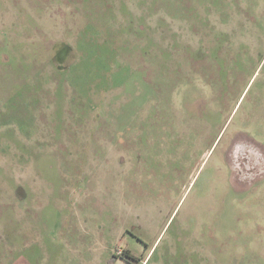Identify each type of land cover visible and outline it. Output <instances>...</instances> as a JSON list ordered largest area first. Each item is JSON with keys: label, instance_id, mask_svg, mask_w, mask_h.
<instances>
[{"label": "rangeland", "instance_id": "obj_1", "mask_svg": "<svg viewBox=\"0 0 264 264\" xmlns=\"http://www.w3.org/2000/svg\"><path fill=\"white\" fill-rule=\"evenodd\" d=\"M0 264H264V0H0Z\"/></svg>", "mask_w": 264, "mask_h": 264}, {"label": "flooded vegetation", "instance_id": "obj_2", "mask_svg": "<svg viewBox=\"0 0 264 264\" xmlns=\"http://www.w3.org/2000/svg\"><path fill=\"white\" fill-rule=\"evenodd\" d=\"M258 40H261L260 38H257ZM252 53L251 52H242L241 50H238V52H236V55L238 57L237 61L235 62V65L237 66V69H236V73L233 75V78L231 79V82L230 84L228 83L227 85H225V89L223 91V98H224V103H221V101H219V105L217 107V109L220 107H225V105L229 106V104L233 101H235L236 99V92L239 90V87L241 88V84L239 83L240 81H242L244 79V73L246 72V70H248V68L252 67V64L254 61V58L250 59L248 56H250ZM240 55H243V58L240 57ZM256 56H258L256 54ZM241 60H244V61H241ZM208 67V66H207ZM243 71V73L241 72H238V71ZM200 81H199V84H198V87H196L198 89V92H199V103L202 105V107L204 109H208L209 110H213L211 109L212 105L207 101L208 98H215L216 97V92H217V89H218V84H220V82L217 80V77L212 73L208 72L205 68L204 70L200 69ZM190 82L189 85L193 84L192 81H188ZM213 100V99H212ZM216 100V98H215ZM215 100H213V102H215ZM225 104V105H224ZM184 106L187 108L188 106V103L185 102L184 103ZM219 108V110H220ZM218 110V111H219ZM215 111V110H213ZM218 111H216V115L218 114ZM215 115V116H216ZM139 241L142 242L141 239H137ZM143 243V242H142ZM126 255V256H125ZM133 260L135 259L134 261H141V259L138 257H136L134 255H132V253L130 252H126L124 254V256L122 257H115V261H118V260Z\"/></svg>", "mask_w": 264, "mask_h": 264}]
</instances>
